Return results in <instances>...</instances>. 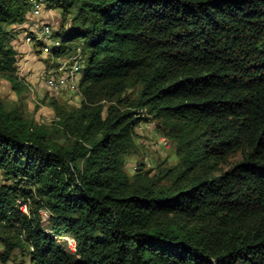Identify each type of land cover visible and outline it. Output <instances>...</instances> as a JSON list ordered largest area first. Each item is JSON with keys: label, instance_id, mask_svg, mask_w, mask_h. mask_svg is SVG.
Returning <instances> with one entry per match:
<instances>
[{"label": "trees", "instance_id": "1", "mask_svg": "<svg viewBox=\"0 0 264 264\" xmlns=\"http://www.w3.org/2000/svg\"><path fill=\"white\" fill-rule=\"evenodd\" d=\"M43 1L73 15L51 52L86 56L81 101L38 124L0 98V264H264V0ZM29 8L0 0L14 88ZM142 120L176 166L124 168Z\"/></svg>", "mask_w": 264, "mask_h": 264}, {"label": "rangeland", "instance_id": "2", "mask_svg": "<svg viewBox=\"0 0 264 264\" xmlns=\"http://www.w3.org/2000/svg\"><path fill=\"white\" fill-rule=\"evenodd\" d=\"M72 16L71 13L63 15L61 8L55 3L47 5L44 2L40 15L36 19L39 25L43 22L49 23L51 32L49 35H38L39 39L34 42L33 40L26 42L24 38L26 27L29 26L26 22L32 19L29 12L25 23L7 27L11 33L10 42L17 48L15 74L19 85L18 88H14L13 83L0 73V98L8 107H17L25 117L38 124H50L54 120V111L49 105L52 97L56 96L59 104H63L67 108L78 106L81 101L79 94L66 91L54 93L45 85L46 75L58 68H56V64L78 63L80 65L78 78L85 68L86 56L81 55L80 48L65 53L62 58L52 57V48L60 44L61 39L57 37V34L61 25L64 28L69 27ZM158 128L159 124L156 120H142L134 128L133 138L136 147L131 153L124 156V168L129 174L132 173V167L140 162L146 169L151 170V173L157 174L161 169L177 165L178 156L175 153L174 142ZM227 166V164H223L220 168L226 169ZM2 178L3 175L0 171V182ZM22 210H26L24 205ZM39 210L41 221L45 225L49 213L44 209ZM60 241L67 251H73L74 242L71 238L64 236ZM16 252L18 253V251ZM7 264H13V262L9 261Z\"/></svg>", "mask_w": 264, "mask_h": 264}, {"label": "built area", "instance_id": "3", "mask_svg": "<svg viewBox=\"0 0 264 264\" xmlns=\"http://www.w3.org/2000/svg\"><path fill=\"white\" fill-rule=\"evenodd\" d=\"M28 3L30 5V18L32 19L29 20L31 21L30 23H28L29 21L26 22L29 26L26 27L27 31L24 35V38L26 42H30L32 40L34 42L35 40L39 39L38 35H49L51 32V27L47 22H43L41 25H39L36 19L40 15L44 1L28 0ZM56 68V70H52L46 75L45 85L50 90L55 92L66 91L75 93L77 90V82L80 78H78L80 65L78 63H72L69 65L68 63L66 64V62H63L62 64L56 66Z\"/></svg>", "mask_w": 264, "mask_h": 264}, {"label": "crops", "instance_id": "4", "mask_svg": "<svg viewBox=\"0 0 264 264\" xmlns=\"http://www.w3.org/2000/svg\"><path fill=\"white\" fill-rule=\"evenodd\" d=\"M15 49H17V48L15 47Z\"/></svg>", "mask_w": 264, "mask_h": 264}]
</instances>
